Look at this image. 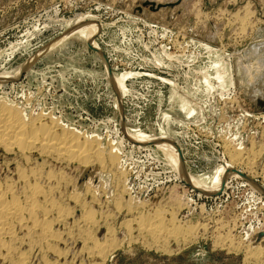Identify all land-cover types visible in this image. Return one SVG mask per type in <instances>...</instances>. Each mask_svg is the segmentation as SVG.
<instances>
[{"label": "rangeland", "instance_id": "obj_1", "mask_svg": "<svg viewBox=\"0 0 264 264\" xmlns=\"http://www.w3.org/2000/svg\"><path fill=\"white\" fill-rule=\"evenodd\" d=\"M145 1L0 0V99L33 111L43 109L69 128L102 137L104 148L118 147L131 188L126 191L121 185L125 174L113 166L105 171L97 164L83 166L76 159L37 150L29 152L27 161L18 150L0 146L2 177L17 180L19 163L26 170L40 166V181L53 187V200L60 202V210L49 213L55 219L51 227L60 233L49 238L53 245L18 229L24 239L18 243L21 251L29 255V264H46L47 259L101 264L103 256L89 251L93 240L85 232H90L100 240L112 237L123 243L111 250L104 264H264L245 262L244 250L228 251L215 244L217 236L234 225L232 235L246 244L264 230V110L251 97L264 85V0H149L173 3L156 10ZM82 28L88 39L77 34ZM69 30L75 33L65 34ZM90 39L96 47L89 46ZM36 55L29 68L13 78ZM112 75H127L120 95ZM136 132L154 140L167 136L184 169L196 177L230 160L226 140L263 151L255 157L243 152V160L235 162L236 170L252 178L249 182L243 175H220L221 183L206 194L179 176L156 143L140 140ZM48 171L57 178H47ZM85 182L91 185L87 191ZM128 205L133 208L128 210ZM158 207L166 219L175 213L182 223H201L198 235L189 241L167 239L171 252L157 248L139 216L148 214L147 220ZM109 228L115 236L107 234ZM56 246L61 255H52Z\"/></svg>", "mask_w": 264, "mask_h": 264}, {"label": "bare ground", "instance_id": "obj_2", "mask_svg": "<svg viewBox=\"0 0 264 264\" xmlns=\"http://www.w3.org/2000/svg\"><path fill=\"white\" fill-rule=\"evenodd\" d=\"M245 26H247V23ZM72 32H73V30H69L65 34H70ZM76 32L79 36H82V37H85L86 39H88L87 38L88 36H86L88 34H87V31L85 29H83V28L77 29ZM73 33H75V32H73ZM61 38H63V37H61ZM89 44L92 45L93 47H96L94 45L95 43L93 44L91 39L89 41ZM161 49H162V47H161ZM237 54H239V53H237ZM37 56L38 55H36L35 57L33 56L31 61L26 60L27 62L24 63L22 65V67L21 66L19 67V69H21V70L18 69L19 70V71L17 70L18 73L17 74L15 73L13 78H16L18 75H20V72L23 69L29 68L30 62L31 63L34 62L37 59ZM238 65H240V64H238ZM245 66L246 65L243 62V64L241 65V68H245ZM7 75L8 74H6V76L4 78H7L8 77ZM114 76L112 75V77H110V79L113 82L114 86L116 87L118 95H120V93H121L120 91L124 87V84H125L124 79L127 77V75H126V77H125V75H123V76L114 75ZM13 78H12V80H13ZM0 81H2L1 78H0ZM1 83H4V82L2 81ZM219 83H220V81H219ZM219 83H218V85H219ZM224 83H225V80L222 81L223 85H224ZM125 88L126 87H124V89ZM123 93H124V91H123ZM258 93H259V90H257V92L256 91L254 92V94H258ZM181 106H183V105H181ZM187 106H188V104H187ZM188 109H189V113H192L194 110L191 108V106H188ZM185 110H187V109H184V111ZM47 119H49V120H47ZM67 126H66V124L60 122L59 116L57 117L53 114H50L49 112H46L43 109L39 110V111H33L32 109L25 108L22 104L19 105V104H16V103L8 100V98H1L0 99V146L3 147L5 150H7V151L18 150L24 156V158L27 161L30 158L29 152L32 153V151L37 150L41 153H47L51 156L53 155L56 158H65L68 160L69 159L70 160L76 159V160H78L77 162H81V164L83 166H90V165L97 164L100 167V169L105 170V171H109V169L111 170L112 167L108 168V166L109 167L113 166V167H116L118 170H121V174L122 173L125 174V176L123 175L125 177V179L121 181V183H122L121 185L125 186V189L127 188L126 191L127 190L131 191V188H129V186H128L129 173H127L128 170H126L123 166L121 167V164H123V163H121V157H120L121 152L118 149V147L110 145V147H108V149L106 147L104 148V145L102 144V142H100L102 137L100 138L98 135L87 134V133H84V132L77 130L73 127L69 128ZM136 133L142 135V136H139L140 140H145V142L156 143L157 146L168 157V161L171 164H173L174 166H176V168L178 169L179 176L182 179H186L188 182L192 183V185L194 187H196L199 191H202L205 193H209V191L213 190L214 187H217L221 183V182H218V180H219L218 176H220V175H222V176L227 175L228 176L231 173L234 175H238V176L241 175L240 171L239 172H237L238 170L235 171L236 169L234 168V166L237 164L235 162L243 160V157L241 156L243 152L244 153L248 152L250 154L253 153V155L255 157V156H257V154L259 155V153L261 154V152L263 151L260 146L255 147L254 144H252L248 150L243 148V146H241V147L236 146L235 147L233 145L234 146L233 147L232 144L226 140L224 142H226L225 145L229 148L227 151L229 153L230 160L224 161L223 165H220L217 169H212V173L205 174L204 176H201V177H196V176L192 175L191 173H188V171H186L184 169L183 161H181V157L176 154L175 148L173 147L172 142L168 139L167 136H160V137H158V138H160V140L158 138L154 140V139H152V138H154L153 136L146 135V133H144V132H136ZM230 146H232L233 148ZM251 158L253 159V157H251ZM29 160H31V158ZM254 161H255V158H254ZM251 162H252V160H251ZM251 162H249V160H248V162L246 164H251ZM16 167H17L16 170H17V176H18L17 180H14V178H12V177H10V178L8 176L2 177L0 175V264H29L28 263L29 255L25 253V250L21 251L22 242L20 244H18L21 240H24L18 234V232H17L18 229L23 230V232L24 231H28V232L31 231L30 233H32V234L34 233L35 235H37V238H39V241L41 243H42V240H46V242H47V239H49V238L53 239V238L58 237V233H59V232H57L58 230L56 231L51 227V226H53L52 223H53V221H55V219L50 218L49 213L54 208H57V207L59 208L60 202L58 200L59 204L57 205L56 201H54L56 198H54V200H53V197L55 196V195L53 196V193H54L53 187H51V186L46 187V186H44L45 183L41 182L42 181L41 179L43 178L42 177L43 176L42 169H44V168L41 167L42 168L41 169L40 166H36V167L30 166V168L31 167L32 168L29 170H26L25 166H24L25 168L23 166L20 167V163H19V166L17 165ZM49 171H51V170H49ZM53 173L49 172L47 175V178L50 179V177H52V176L54 178L55 175ZM249 179H252V178L249 177ZM52 180H54V179H52ZM100 180H101V178H99L98 181L100 182ZM251 181H252V184H254L256 187L261 188V186L259 184H256V182H254L253 180H251ZM59 185H60V183H59ZM89 185H90L89 182H87L83 191L89 190L88 189ZM100 186L101 185H98V187H100ZM92 187H94V186H92ZM98 187H97V189H99ZM56 189H57V187H56ZM76 193H77V191H76ZM80 193H82V191H79L78 194H80ZM129 193H131V192H129ZM79 197L77 199H79ZM121 199L119 200V202L121 201ZM140 202H141L140 203L141 206L146 203L144 201V199L141 200ZM140 205H138V206L140 207ZM62 207H63V205H62ZM130 208H133V207H131V206L129 207V205H128V210ZM57 209H56V211H57ZM90 209H91V207H90ZM120 209H122V208H120ZM58 210H60V209H58ZM64 210H65V208L63 209V211ZM92 212H93V210H92ZM52 213H54V212H52ZM60 214H62V213L60 212ZM142 215L143 214H141L139 217H141L142 220H144V219L145 220H144V222L140 223V224H144L141 226H143L145 228V231L150 232V234L153 235L154 239L156 240V241L154 240V242H155V245L157 246V248H161L163 251H166V252H171V249L169 248L170 246H169L168 242L166 241L167 239H170L171 237H173V238L182 237L183 239H185V241L186 240L187 241L193 240L195 238V236L198 235V230L200 228H202V226H200L201 223H197V222H196L197 224H192L189 222L182 223L175 216V213H174V215H171V218L167 217V219H166L165 215H163V210H160L159 207L156 208L155 210H153L152 213L150 212L149 218L147 220H146V217L148 216V214L145 218ZM63 216H64V214H63ZM66 216H67V212H66ZM84 216L86 217L88 215L85 213ZM60 217H61V215H60ZM84 218H83V220H84ZM90 219L91 218H88V220H90ZM97 221H98V219H97ZM130 225L132 226V224H130ZM235 226L236 225H234L231 228H226L228 230H227V232H224L223 234H221L219 232L220 234L217 236V241L215 240L216 241L215 244L218 246H221L223 248H227L228 251L233 250V251L238 252V250H244L245 256L243 259L245 262H251L252 260L264 261V243L262 244L264 237L259 242H257L258 244L256 243L257 245L256 244L254 245L252 242L251 243L253 245L249 244V242L246 244L242 240H236L235 236L232 235V230L235 228ZM204 227H206V226H204ZM66 229H68V228H66ZM88 229H87V231H88ZM68 231H70V230H68ZM85 233H86V235H85L86 237L91 238L93 240L92 246L87 243L88 245H90V248H91V249L89 248V251L91 250L92 253H94L95 250L98 251V253L101 256H103V262L104 263H105V261H107L108 255L110 254L111 250L117 246H120L122 243V242L115 243L116 241H114V238H112V237H110L111 241H108L110 238L107 239L106 237H105L106 239L100 240V239H98V237L96 238L94 235H91L90 232H85ZM110 233H112V230L109 228L107 230V234L110 235ZM143 234H145V233H143ZM111 235H114V234H111ZM28 236H30V234ZM32 236H34V235H32ZM63 236H64V234H63ZM137 237L138 236H136V238ZM59 238L62 239V237H60V236H59ZM64 238H65V236H64ZM160 238H163V241H164V242L162 241L163 243H158V240ZM32 239H34V237H32ZM50 239L48 240V242L51 241ZM86 240L87 239H85L84 242ZM34 241H35V239H34ZM165 241L167 242V244L165 243ZM31 242H29V243H31ZM55 243H58V242H55ZM129 243L130 242H128V244ZM50 244L53 245L52 243H50ZM55 245H57V244H55ZM41 247H42V245H41ZM52 247H54V246H52ZM58 247L61 250V247L60 246H58ZM58 247L56 248L58 250H56L55 248H52V251L54 252L52 255H54L55 253H56V255L62 254V251H59ZM62 250H64V249H62ZM89 251L87 250V253ZM96 253H94V254H96ZM39 254H38V256H39ZM30 255H31V253H30ZM41 257H42V255H41ZM42 259L45 260V257L43 256ZM55 259H56V257H55ZM47 260H49V259H47ZM47 260H45L47 262L46 264H56V262H51L52 260L51 261H47ZM56 260H54V261H56ZM67 261H68V259H67ZM103 262L102 263L100 262V263L104 264Z\"/></svg>", "mask_w": 264, "mask_h": 264}, {"label": "water", "instance_id": "obj_3", "mask_svg": "<svg viewBox=\"0 0 264 264\" xmlns=\"http://www.w3.org/2000/svg\"><path fill=\"white\" fill-rule=\"evenodd\" d=\"M143 4L144 5H147V6H150L152 9H159L161 6H166V5H173V3H167V4H163V5H161V4H156L155 2H153V1H149V0H147V1H145V2H143ZM89 45V44H88ZM91 48H92V46L91 45H89ZM97 52H99V53H102L100 50H97ZM252 99H253V104H255V106L258 108V109H261V110H264V106H261L260 104H259V102H263L264 103V85H262L261 87H260V89H259V93L258 94H253L252 96ZM235 171H237V170H235ZM237 172H239V171H237ZM241 175H243V174H241ZM245 180H247L248 181V177L247 176H245V175H243L242 176ZM84 178H85V176H84ZM83 178V179H84ZM249 182V181H248ZM252 184V183H251ZM193 186V185H192ZM202 192V191H201ZM205 193V192H204ZM207 194V193H206ZM211 194V193H210ZM247 232H249V231H247ZM264 237V230H259L258 232H256L254 235H253V237L251 238V241H252V243L253 244H256L257 242H259L262 238Z\"/></svg>", "mask_w": 264, "mask_h": 264}]
</instances>
